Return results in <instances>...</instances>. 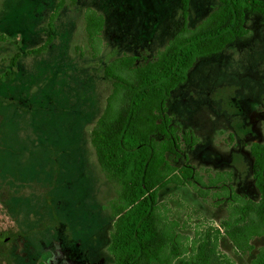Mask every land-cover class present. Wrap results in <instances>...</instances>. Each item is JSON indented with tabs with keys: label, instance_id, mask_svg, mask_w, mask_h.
Instances as JSON below:
<instances>
[{
	"label": "rangeland",
	"instance_id": "obj_1",
	"mask_svg": "<svg viewBox=\"0 0 264 264\" xmlns=\"http://www.w3.org/2000/svg\"><path fill=\"white\" fill-rule=\"evenodd\" d=\"M58 2L0 0V264H83L90 249L92 264L113 263L118 186L100 170L89 135L113 90L104 68L122 56L137 57L134 66L153 60L183 26L197 29L219 5L190 0L184 20L181 0H64L56 10ZM92 12L104 25L88 38ZM244 27L247 35L197 59L166 102L178 133L195 139L181 144L175 165L200 179L158 192L157 213L176 224L185 257L192 241L227 218L232 194L258 199L249 147L264 143V17L246 10ZM50 35L44 52L29 54ZM251 245L239 253L222 234L218 251L252 264L264 235Z\"/></svg>",
	"mask_w": 264,
	"mask_h": 264
},
{
	"label": "trees",
	"instance_id": "obj_2",
	"mask_svg": "<svg viewBox=\"0 0 264 264\" xmlns=\"http://www.w3.org/2000/svg\"><path fill=\"white\" fill-rule=\"evenodd\" d=\"M189 1L181 0L184 20ZM218 1L217 8L197 29L188 31L183 26L153 60L134 66L137 57L122 56L104 68V74L113 80V90L89 135L100 170L118 186L117 198L110 204L113 231L108 251L112 264H235L218 251L220 236H227L237 252L246 253L253 248L251 240L264 235V143L249 147L258 199L232 194L227 218L219 228L192 241L188 257L184 255L186 249L180 250L176 224H165L157 213L161 189L181 180H200L192 167L175 165L181 158V144H192L195 139L190 131L179 134L171 123L166 113L170 93L185 82L197 59L217 54L248 34L244 27L246 10L264 17V0ZM63 2L59 0L56 10ZM103 25L102 16L87 14L88 38L97 36ZM51 40L50 35L29 54L44 52ZM18 58L16 53L10 65L14 66ZM218 181L224 179L209 182ZM221 189L226 191L230 185L221 184ZM252 264H264V248Z\"/></svg>",
	"mask_w": 264,
	"mask_h": 264
},
{
	"label": "flooded vegetation",
	"instance_id": "obj_3",
	"mask_svg": "<svg viewBox=\"0 0 264 264\" xmlns=\"http://www.w3.org/2000/svg\"><path fill=\"white\" fill-rule=\"evenodd\" d=\"M3 239H5V238L0 237V241H2ZM84 244H85V246L83 247V251L86 249V246L88 244V240H86V243H84ZM93 258H94V253L92 252V249H90L89 252H86V260H83V264H87V263L92 264ZM112 260H113V258H112Z\"/></svg>",
	"mask_w": 264,
	"mask_h": 264
}]
</instances>
